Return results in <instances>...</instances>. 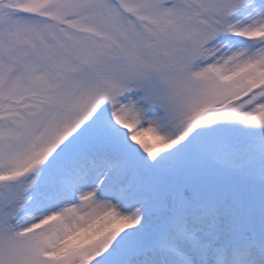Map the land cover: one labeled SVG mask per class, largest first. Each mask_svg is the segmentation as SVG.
I'll return each mask as SVG.
<instances>
[{"label": "snow or ice", "instance_id": "obj_1", "mask_svg": "<svg viewBox=\"0 0 264 264\" xmlns=\"http://www.w3.org/2000/svg\"><path fill=\"white\" fill-rule=\"evenodd\" d=\"M0 264H264V0H0Z\"/></svg>", "mask_w": 264, "mask_h": 264}]
</instances>
